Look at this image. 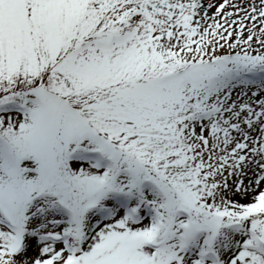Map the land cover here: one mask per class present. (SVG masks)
<instances>
[{
	"label": "snow or ice",
	"instance_id": "1",
	"mask_svg": "<svg viewBox=\"0 0 264 264\" xmlns=\"http://www.w3.org/2000/svg\"><path fill=\"white\" fill-rule=\"evenodd\" d=\"M0 264H264V0H0Z\"/></svg>",
	"mask_w": 264,
	"mask_h": 264
}]
</instances>
